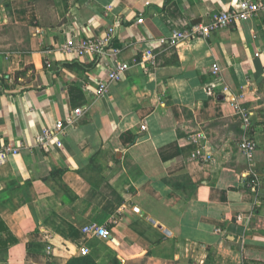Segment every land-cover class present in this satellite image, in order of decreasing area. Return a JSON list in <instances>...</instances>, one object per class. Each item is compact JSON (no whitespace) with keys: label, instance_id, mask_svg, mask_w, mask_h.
<instances>
[{"label":"crops","instance_id":"crops-1","mask_svg":"<svg viewBox=\"0 0 264 264\" xmlns=\"http://www.w3.org/2000/svg\"><path fill=\"white\" fill-rule=\"evenodd\" d=\"M243 1L0 0V145L21 144L0 164V264H264V8L170 40ZM112 24L105 53L63 49ZM120 61L130 68L97 96ZM76 108L62 146L36 144ZM197 131L207 161L192 156Z\"/></svg>","mask_w":264,"mask_h":264},{"label":"built area","instance_id":"built-area-1","mask_svg":"<svg viewBox=\"0 0 264 264\" xmlns=\"http://www.w3.org/2000/svg\"><path fill=\"white\" fill-rule=\"evenodd\" d=\"M264 8L263 0H244L240 8H232L216 13L210 22L194 24L189 29L174 30L170 36V40L173 43L184 39L191 38L193 36L207 37L212 31L219 28L228 27L241 20H246L255 15L259 10ZM138 22H143V18H139ZM117 24L110 25L105 33L97 37H72L64 42L63 49L74 57H87L92 55H101L105 53L106 49L111 45V42L116 34ZM166 38L159 40L160 44L166 43ZM154 63V53L150 49L144 51L143 60L141 62L142 67L146 70L149 64ZM130 68V64L127 61L117 62L109 67L108 78L98 83V87L95 91L97 96H104L109 87V83L113 81H119L123 78L125 72ZM220 71L218 63L213 64V73L216 74ZM215 84H211L210 87H215ZM227 88H224L226 91ZM82 108H76L66 118L57 120L53 127H45L35 136V142L37 145L47 148L51 143L55 142L57 146H62V140L59 138V134H65L66 126L75 123L76 119L81 115ZM240 119L243 121L246 127L250 126L251 114L244 109L238 110ZM142 129H146V125L141 126ZM190 140L195 144V149L192 153L194 158H201L203 161L210 159L209 154H204V142L207 140V134L204 131H197L189 136ZM240 148L247 156H251V153L255 149V143L246 138L239 143ZM21 146V144H20ZM11 143L0 145V164L5 162L9 157L19 154V147ZM258 179L253 178L249 183V188L255 192L258 187ZM138 211V209H135ZM86 234L96 235L105 239L112 238L111 231L107 226H101L97 224H90L83 228ZM83 254L87 252L86 249L81 250Z\"/></svg>","mask_w":264,"mask_h":264},{"label":"trees","instance_id":"trees-1","mask_svg":"<svg viewBox=\"0 0 264 264\" xmlns=\"http://www.w3.org/2000/svg\"><path fill=\"white\" fill-rule=\"evenodd\" d=\"M68 264H94L89 260L81 259V258H73L69 260Z\"/></svg>","mask_w":264,"mask_h":264}]
</instances>
